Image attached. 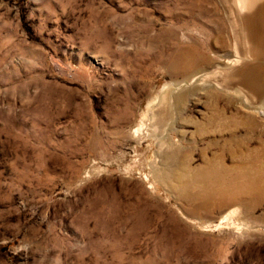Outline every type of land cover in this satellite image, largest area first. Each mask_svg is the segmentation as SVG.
Returning <instances> with one entry per match:
<instances>
[{"label": "rangeland", "instance_id": "1", "mask_svg": "<svg viewBox=\"0 0 264 264\" xmlns=\"http://www.w3.org/2000/svg\"><path fill=\"white\" fill-rule=\"evenodd\" d=\"M232 31L223 0H0V264H264V118L188 82Z\"/></svg>", "mask_w": 264, "mask_h": 264}, {"label": "bare ground", "instance_id": "2", "mask_svg": "<svg viewBox=\"0 0 264 264\" xmlns=\"http://www.w3.org/2000/svg\"><path fill=\"white\" fill-rule=\"evenodd\" d=\"M223 2L234 33L235 54L216 69L202 75L196 74L188 82L191 86H213L234 94L264 118V0ZM248 160L251 163L249 168L264 171V144L252 149ZM222 169L227 173L225 167ZM250 190L249 186L244 185L237 186L236 192L230 195L223 193L222 190L220 193L223 198L238 202L243 193L252 194L253 191ZM231 217V214H228L223 220L231 221Z\"/></svg>", "mask_w": 264, "mask_h": 264}]
</instances>
